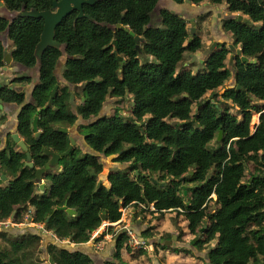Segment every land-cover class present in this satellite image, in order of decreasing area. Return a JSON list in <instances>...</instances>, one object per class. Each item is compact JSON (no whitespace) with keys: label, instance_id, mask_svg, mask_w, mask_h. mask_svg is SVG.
Returning a JSON list of instances; mask_svg holds the SVG:
<instances>
[{"label":"trees","instance_id":"obj_1","mask_svg":"<svg viewBox=\"0 0 264 264\" xmlns=\"http://www.w3.org/2000/svg\"><path fill=\"white\" fill-rule=\"evenodd\" d=\"M0 1L9 10L24 6L41 11L50 9L54 0ZM190 1L225 5L228 12L246 18L243 22L234 15L221 21L231 34L234 49H241L232 59L233 85H226L231 76L226 66L231 50L226 42L209 52L197 72L187 65L177 70L186 54L202 48V40L198 29L191 34L181 17L166 11H162L161 23L146 27L156 0H99L83 6L93 22L82 18L74 23V11L56 27L55 40L72 57L63 66V77L73 85L80 84L84 95L79 115L96 117L107 97L124 100L128 96L131 116L125 119L115 109L83 126L84 140L94 153L76 157L72 149L60 159V171L56 167L41 175L49 181L43 192L35 185V171L49 161L44 150L60 154L70 144L55 123L72 124L76 118L67 103V87L59 88L52 101L56 110L44 108L38 114L41 134L35 140L32 119L46 106L56 84L53 68L60 52L48 48L43 53L41 80L29 101L24 92L16 93L10 87L25 81L19 76L0 87L2 103L18 106L16 131L33 162L32 167L24 164L25 152L8 135L0 149V171L9 181L4 184L0 179V221L11 218L20 224L29 216L58 240L74 243L48 245L54 264H96V254L85 244L102 224V213L111 224L121 219V208L130 206L136 210L135 218L141 216L143 221H149L146 214L162 216L165 211H176L187 235L195 239L191 244L198 251L206 250L205 264L264 263V0ZM119 22L143 38L139 50L133 36L117 28ZM6 25L0 16V31ZM42 28V19L31 17H18L11 23L7 40L12 44L9 54L13 61L29 68L34 65V48ZM5 52L0 41V67L5 65ZM140 55L155 61L141 62ZM221 89L225 90L219 94ZM208 93L211 96L205 97ZM253 114L259 118L252 128ZM95 153L115 155V162L126 165L108 172V186L98 180L103 163ZM160 182L167 183L160 186ZM64 205L76 214L69 215L60 208ZM136 225L130 228L134 232ZM153 225L140 235L135 233L156 248L158 239H170L171 234L155 238ZM107 229L114 238L107 243L111 255L103 264L146 262L145 248L133 251L124 230L114 234L111 226ZM40 239L38 232L22 231L8 244L25 251ZM3 258L9 259L8 252L0 248L2 264H19L16 258L10 263Z\"/></svg>","mask_w":264,"mask_h":264},{"label":"rangeland","instance_id":"obj_2","mask_svg":"<svg viewBox=\"0 0 264 264\" xmlns=\"http://www.w3.org/2000/svg\"><path fill=\"white\" fill-rule=\"evenodd\" d=\"M189 4L191 5V3ZM199 6H201L200 7L201 9L198 10H195L194 8H190L189 10L190 12L186 15V18L189 27V19L194 17L193 15L195 13H199L200 10L203 14H206L207 12V14L198 21V27L201 32L200 37L203 44L202 48L195 53L186 54L184 61L180 62L177 65V70H179L182 67V65L183 66L187 65L186 67L192 68V71L195 73L201 68H203L204 66L203 60H205V58L211 51V48L214 46V43L226 42L228 43L227 46L232 44L231 34L225 31L221 26L222 19H220V17L224 16V18H227L231 16V13L227 11L225 5L215 6L210 3H202ZM207 7L213 9L209 10V8ZM2 14H3V10L2 8H0V15ZM248 23H250V25H254V24L259 25V23H254L252 21L251 22L248 21ZM6 43L8 44V45L6 44L8 46L7 48L10 49L12 47V44L7 41ZM229 57L230 55L226 59V66L231 70V76L229 80L226 82V85L234 84V76L232 71L233 61L230 62ZM139 58L141 62H146L151 60L155 61L154 59H152L147 55H140ZM12 74L13 73L11 71H1L0 83L4 82V80H6L7 77ZM209 96H211L210 93H208L205 97H209ZM218 98L220 100H223L220 97ZM114 100L116 101H113V98L111 97H108L106 99V103L104 108L102 109L101 114H109L113 112L115 109H118L119 113L125 119L129 118L131 116L130 113L131 100L129 99V97L125 96L124 100L121 99H114ZM2 115H3V111L0 110L1 118L3 117ZM258 118H259L258 114H253L250 127L253 128L254 124L258 123ZM60 124L67 126L68 123L60 122ZM68 128L74 132V134L69 135V138L73 139V143L75 145L73 147V151L76 157H80L85 153H94V151L85 143L83 139L85 128L80 129L78 125H75V127L68 126ZM98 156H99V160L103 163V171L101 174H99V181L103 182L106 186H108L109 185L107 182L108 172L113 169H123L126 167V165H121L119 163H116L114 161L115 155L103 156L102 154L101 155L98 154ZM55 170H57L56 167L51 169V171H55ZM135 173L136 172H134V174ZM44 182L46 183V185H49L48 180L45 179ZM130 208L132 207L130 206L127 208L120 209L122 212V217L118 222H114L108 225L109 223L105 220L102 222L100 227H98L96 230L92 232L91 236L93 239L90 237V240L88 242H93L92 248L96 252H98L97 254L99 256H97V258L95 259L96 264H103L104 261L109 259L111 255V245L109 244L112 243L114 235L113 233L108 232L107 227L111 226V228H113L112 232H114V234H116L120 230L131 228L130 225L132 223H131V212L129 210ZM146 215L149 221L147 220L143 221L142 219V222H139V220L137 221L136 219L135 222H133L135 224L137 222V225L135 226L137 231L135 230V232L140 235V232L143 231L147 226H151L154 224L152 227H153V232L155 234V238H159L160 236L167 234H171V237L175 235L176 236L175 241L177 243V246H170L168 244L165 245L162 242L157 244L155 248V246L151 245L152 242L149 241V244L147 243L146 247H143L146 250V255L144 256L146 262L144 263L143 261H141V264H205L204 260L206 258V250L198 251L191 244V242H193L195 239L193 238L191 239V236L187 235V232L185 231V225H184L185 223L183 222L181 216L176 215V211H169V210L165 211L162 216H157V215L154 216L148 214ZM22 231L36 232L32 228L31 222L27 219V217L20 224H15L10 219V223H8L6 227L5 226L0 227V248L1 249L4 248L8 252L9 259L3 258V260L8 261V263H10L13 259L16 258L19 264H51L48 261L49 254L47 252V248L49 244L57 243L59 245L67 244L68 246H73V243H71L67 239L58 240L56 237L52 235L51 232L48 231V233H44L43 231H41L40 233L41 239L39 243H36L35 245L29 247L27 250L23 251L19 249L16 250V248H11L8 244L9 241L13 238L14 235ZM98 237L99 238L101 237V241L103 242V247L98 245L97 242L95 243L94 238H98ZM105 237L107 239H105ZM167 240L169 239H164V241ZM108 242L109 244L107 245ZM161 245L165 246L166 248L161 247ZM130 248L133 251L139 249L138 247L133 248L131 246ZM173 251H177V252H174L175 254H173ZM135 262L131 261L132 264H135ZM0 264L2 263L0 262Z\"/></svg>","mask_w":264,"mask_h":264},{"label":"water","instance_id":"obj_3","mask_svg":"<svg viewBox=\"0 0 264 264\" xmlns=\"http://www.w3.org/2000/svg\"><path fill=\"white\" fill-rule=\"evenodd\" d=\"M97 1L99 0H54L52 2L51 8L47 9V10H41L38 11L35 8H30V9H26L24 6H21V8L19 10H9L6 8H3V14L2 17L7 21V25L5 27L4 30L0 31V41L5 44V41L7 40V34H8V30H9V26L11 25V23L18 17H31V18H36V19H42L43 21V28L39 37V41L37 42L35 48H34V57H35V64L33 67V72H27L24 74V77H28L31 78L30 84L28 86H23V85H18V84H13L12 86H10L16 93H21V92H25L26 94L30 95L32 94L36 84L38 83L39 79H40V70H41V66H42V55L44 53V51L47 48H54L56 50H58L60 52V55L58 56L57 60H56V64H55V69L59 68V66L61 65V62L64 61L67 58V51L65 50V46L56 41L55 40V29L56 27L61 23V21L63 20V18L67 17L68 15H70L72 12H77L75 18H74V23L78 20V19H82V18H87L88 20L92 21L93 20L89 17V15L85 14L83 11V6L84 5H93L95 4ZM190 3V0H186ZM2 2L0 1V6H2ZM162 10H166L172 14L175 15H180L182 14V12L185 10V4L184 3H177L174 0H156L155 5L153 6L152 10L149 12V16L150 17H157L160 15V12ZM237 19H241L243 22L246 21V18L242 17V15L238 14L237 15ZM102 24V23H100ZM106 26H109L106 24ZM117 28L118 29H122L124 31H127L130 35L133 36L134 40L136 42L139 41V36L134 35L132 31H129L128 28L123 27L121 25V23L117 24ZM195 31V27H194V21H191V34H193ZM113 43H115V40H113ZM138 48V46H137ZM229 48L233 51L234 47L232 46V44L229 45ZM236 53L237 54H241V49H236ZM242 60L244 62H250V60L247 57L241 56ZM4 63L5 65L0 67V72L1 71H7L6 65L10 64L11 62V56L8 52L4 53ZM121 60V59H120ZM5 85H9V81H6L4 83ZM0 87H2V84H0ZM58 85H55L50 93L49 99H48V103L46 104L45 107H42L40 109H38L36 111V114L33 116L32 119V129L34 131V136H35V140H38L40 137V130H38L37 127V121H38V114L39 112L47 107H51L52 105V101H53V97L55 95V92L57 90ZM237 89H239V86H237ZM225 89H221L219 94H222L223 91ZM2 107V100H0V108ZM53 110H56L55 107H52ZM59 131L62 132H67L66 128H58ZM12 140L14 141V143L17 144V146L26 154V161H25V165L32 167L33 163L31 161V155L28 151V147L25 144V142L23 141V139H21L17 133V131L13 132L10 134ZM222 136V131L220 130L218 132L216 141H220ZM72 144H73V140H71V145L62 153H56L54 151H52L51 149H45L44 153L46 155L49 156V161L48 163L40 168H37L35 171V185L36 187L39 188L40 192H43L44 188H45V184L42 182L41 179V175L43 173H45L46 171L53 169L55 167H57L60 159L66 155L69 154L71 148H72ZM60 170V169H59ZM190 174H192V171H189ZM137 174V172H136ZM186 176H183L181 178H184ZM0 179L4 180V183H8V180L6 179L5 175L2 174L0 172ZM153 183H158L154 178H151ZM167 182H160L159 185L160 186H164ZM183 189H186V186L183 185L182 186ZM186 193V191H185ZM61 209L66 210V212L69 215L74 216L76 214V211L74 209H70V208H66V206H62L60 207ZM106 217H105V213H102V220L105 221ZM176 236L173 235L169 240L164 241L162 239H158L157 241L159 243L163 244H168L170 246H177V243L175 241ZM48 261L51 264H54L53 260L51 257H48ZM264 264V263H263Z\"/></svg>","mask_w":264,"mask_h":264},{"label":"flooded vegetation","instance_id":"obj_4","mask_svg":"<svg viewBox=\"0 0 264 264\" xmlns=\"http://www.w3.org/2000/svg\"><path fill=\"white\" fill-rule=\"evenodd\" d=\"M191 2V1H190ZM184 4H185V10L182 12V14H180V15H178L179 17H181L185 22H186V24H187V27H188V21H187V18H186V15L190 12L189 10H190V8H194L195 10H198V9H201L200 7L201 6H199L200 4H202V3H204V2H202V3H200V4H198L196 7H190L189 5V2L188 1H186V0H184V2H183ZM3 4V3H2ZM0 8H2V10H3V8H5L4 7V5H2ZM83 11H84V9H83ZM162 11H166V10H162ZM162 11L160 12V15L159 16H157V17H150L149 16V22H148V24L146 25V27H149V26H151V25H155V24H159V23H161V19H162ZM166 12H168V11H166ZM77 13V12H76ZM170 13V12H169ZM192 13V12H191ZM172 14V13H171ZM206 14H207V12H206ZM206 14H203L202 12H201V10L199 11V13H195L193 16L194 17H192L191 19H189V29H190V32H191V21H194V27H195V31H194V33L196 32V30L198 29V31H199V34L201 33L200 32V29H199V27H198V21H199V19H201L202 17H204ZM149 15V14H148ZM237 15V14H236ZM0 16H2V15H0ZM231 16H234L232 13H231ZM220 19H224V16H222V17H220ZM119 23H121V22H119ZM122 25V24H121ZM123 26V25H122ZM221 26H222V22H221ZM123 27H126V26H123ZM126 28H128V27H126ZM128 30H129V28H128ZM130 31V30H129ZM127 32V31H126ZM193 33V34H194ZM134 34V33H133ZM135 35V34H134ZM137 36H139V35H137ZM140 38H139V41L138 42H136L135 40V42H136V44H135V47H136V49H140V42L141 41H143V38L141 37V36H139ZM7 42H9L8 40H6ZM6 41H5V50H6V52H8L9 53V51L11 50V48L10 49H8L7 47V43H6ZM11 43V42H10ZM111 43L113 44V45H115V43H113V40L111 41ZM223 43V42H222ZM222 43H214V46L211 48V50H213V49H215L217 46H218V44H222ZM3 44V43H2ZM7 44V45H6ZM228 43H226V45H227ZM230 44V43H229ZM137 46H138V48H137ZM228 47H229V45H228ZM48 49V48H47ZM238 49V48H237ZM66 50V49H65ZM231 50V49H230ZM58 51V50H57ZM45 52V51H44ZM68 54V53H67ZM234 54H236V55H240V54H237L236 53V49H234L233 51L231 50V53L229 54L230 55V57H229V61L230 62H232V59H233V56H234ZM228 55V56H229ZM227 56V57H228ZM72 57L68 54L67 55V58L64 60V61H62L61 62V65L59 66V68H57V69H55V64H56V62H55V64H54V68H53V74H54V76H55V79H56V84L55 85H58V87H57V90L59 89V88H61V87H67V92H68V99H67V103H68V106H69V108H70V110H71V112L76 116V118H75V120H74V122L72 123V124H67V126H64V125H60L59 123H55V125L57 126V129L58 128H66L67 129V132H64L67 136H68V138H69V135L70 134H74V132L72 131V130H70L69 128H68V126H74L75 127V125H78L79 127H80V129L81 128H84L83 126H87V125H90L91 123H93L94 121H95V119H97L99 116H101V115H104V114H101V112H102V109L104 108V106H105V103H106V99L108 98H106L105 99V101L102 103V105H101V108H100V110H99V112H98V114L96 115V117H92V118H90V119H84L83 117H81V115H79V113H78V108H79V106H81L83 103H84V95H83V92H82V88H81V85L80 84H77V85H73V84H71V83H69L68 81H66L65 79H64V77H63V74H62V69H63V66L67 63V61L69 60V59H71ZM118 59H119V61L121 62L122 61V59H121V57H118ZM121 59V60H120ZM203 62H204V60H203ZM35 64V63H34ZM4 66V65H3ZM33 67H34V65L31 67V68H29V67H26V66H24V65H22L21 63H17V62H15V61H13L12 59H11V63L10 64H8V65H6V68H7V71H11L13 74L12 75H10V76H8L7 77V79L6 80H4V82H2V83H0V84H2V85H5L4 83L6 82V81H9V83L14 79V78H16V77H21V78H23L25 81H23L22 83H16V84H18V85H23V86H28L29 84H30V81H31V78H28V77H24V74L25 73H27V72H33ZM42 67V66H41ZM40 72H41V70H40ZM40 80H41V74H40V79H39V81H38V83L36 84V86H35V88L37 87V85H39V83H40ZM10 85V84H9ZM54 85V86H55ZM231 85H233V84H231ZM8 86V85H7ZM10 86H12V85H10ZM34 88V89H35ZM57 90H56V92H57ZM34 91V90H33ZM55 92V93H56ZM25 93V92H24ZM25 95H26V99L29 101L30 99H31V94L30 95H28V94H26L25 93ZM111 98H113V101H116V100H114V99H120V98H117V97H111ZM48 103V102H47ZM4 104H12V103H6V102H3L2 103V105L4 106ZM17 106V105H16ZM52 107H54V106H52L51 105V107H47V108H52ZM101 114V115H100ZM16 118V117H15ZM85 134V133H84ZM8 135H10V134H6V138L8 137ZM83 139H84V135H83ZM69 140H70V144H69V146L71 145V140H73V139H70L69 138ZM85 141V140H84ZM5 143H6V141H5ZM86 143V142H85ZM87 144V143H86ZM68 146V147H69ZM75 145H74V143L72 144V148H71V150L73 149V147H74ZM3 147H5V144H4V146ZM2 147V148H3ZM2 148H0V149H2ZM71 150H70V152H71ZM69 152V153H70ZM95 154H100L101 155V153H95ZM104 156V155H103ZM33 163V162H32ZM117 163V162H116ZM59 166V163H58V165H57V167ZM62 169L61 167H58V171H60V170ZM103 171V170H102ZM102 171L99 173V174H101L102 173ZM1 172V171H0ZM98 180H99V175H98ZM4 181V180H3ZM9 182V181H8ZM101 182V181H100ZM103 183V182H102ZM4 184H6V183H4ZM8 184V183H7ZM104 184V183H103ZM38 188V187H37ZM39 189V188H38ZM40 191V190H39ZM31 214V213H30ZM72 216V215H71ZM27 219L31 222V223H33L32 222V219L29 217V216H27ZM33 224H35V223H33ZM44 227V226H43ZM32 228L36 231V232H38V233H41V230H38L37 228H35L33 225H32ZM47 231V230H46ZM48 232V231H47ZM44 233H46V232H44Z\"/></svg>","mask_w":264,"mask_h":264},{"label":"crops","instance_id":"obj_5","mask_svg":"<svg viewBox=\"0 0 264 264\" xmlns=\"http://www.w3.org/2000/svg\"><path fill=\"white\" fill-rule=\"evenodd\" d=\"M204 3H207V2H204ZM206 5V4H204ZM190 7H196L194 6V4H191L189 5ZM1 7V6H0ZM209 8V7H207ZM213 8H209V10H212ZM233 15H236L237 13H232ZM1 111H3V117L1 118L0 117V148H2L5 144V141H6V134H11L13 132L16 131V113L18 112V106L14 105V104H4V106L2 105V107L0 108ZM6 118V119H5ZM19 135V134H18ZM20 137V136H19ZM22 139V137H20ZM42 182L45 184L46 186V183L44 182V179H42ZM130 212H131V225L133 226V222H135V220L137 219V221L139 220V222H142V217L141 216H138L135 218V212L136 210L134 208H130L129 209ZM130 225V226H131ZM104 236V235H103ZM102 236V237H103ZM97 238H95V243L97 242L98 245H100L101 247H103V242L101 241V239L98 241L96 240ZM105 239H107L105 237ZM92 243L93 242H87L85 244V247L86 249L89 251V252H93V254H96V256H99L93 248H92ZM75 245V244H73ZM93 250V251H92ZM102 252H103V249H102ZM100 253V252H99ZM97 258V257H96Z\"/></svg>","mask_w":264,"mask_h":264},{"label":"built area","instance_id":"obj_6","mask_svg":"<svg viewBox=\"0 0 264 264\" xmlns=\"http://www.w3.org/2000/svg\"><path fill=\"white\" fill-rule=\"evenodd\" d=\"M151 209H153V205L150 206ZM28 214H30V210L28 211ZM10 219H6L4 221H0V227L1 226H7L8 223H10ZM31 225H33L35 228H37L38 230H41L43 232H46L48 233L42 224L40 223H31ZM110 225V224H108ZM126 233H127V236H128V244L133 247V248H142V247H146L147 243L146 241L143 239V238H140L132 229H128L126 228L125 229ZM92 238V236H91ZM93 239V238H92ZM74 244V243H73Z\"/></svg>","mask_w":264,"mask_h":264},{"label":"clouds","instance_id":"obj_7","mask_svg":"<svg viewBox=\"0 0 264 264\" xmlns=\"http://www.w3.org/2000/svg\"><path fill=\"white\" fill-rule=\"evenodd\" d=\"M238 15V14H237ZM238 49H240V48H238ZM151 206V205H150ZM153 209H154V207H153ZM30 213H31V211H30ZM110 224V223H109ZM125 231V230H124ZM95 239V238H94Z\"/></svg>","mask_w":264,"mask_h":264}]
</instances>
